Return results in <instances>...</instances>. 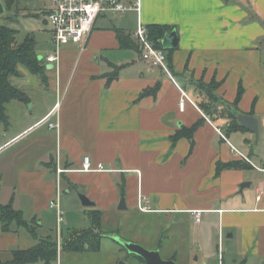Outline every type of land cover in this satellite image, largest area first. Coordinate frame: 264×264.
Returning <instances> with one entry per match:
<instances>
[{"label": "crops", "instance_id": "crops-1", "mask_svg": "<svg viewBox=\"0 0 264 264\" xmlns=\"http://www.w3.org/2000/svg\"><path fill=\"white\" fill-rule=\"evenodd\" d=\"M251 9L264 19V0H142L140 12L121 16L126 26L136 29L139 21L145 26L175 27L179 48L172 54L173 67H169L172 78L142 61L135 50L120 47L115 29L132 37L136 29L112 25L107 22L111 17H99L84 46H65L61 50L60 66L47 69L46 84L55 96L37 114L31 92L41 90L40 79L27 68L19 67L27 82L18 88L30 97V103L24 104L29 107V113H22L27 124L11 131L14 127L9 113L25 109L16 101L10 102L6 108L10 129L4 133L0 154L17 146L26 136L40 134V139L33 141V162L29 163L26 160L29 156L19 153L0 166L1 179L4 173L14 177L9 193L5 197L0 194L1 202L7 204L13 199L14 208L35 224L38 236L48 237L38 228L50 217L57 218L56 210L49 205L57 189L55 169L60 166L66 170L61 177L72 185L68 188L67 182H62L67 193L61 195V208L69 229L66 237L76 231L70 228L78 216L86 217L81 221L85 225L92 210L103 212V223L110 222L111 217L113 222L132 215L175 214L194 222L198 231L196 239L190 241L183 220L177 224L176 231L181 237L189 236L187 252L198 250L204 264L219 257L220 237L224 233L228 235L229 245L236 249L232 253L235 258H243L250 251L264 258V177L254 180V187V181L245 173L249 170H225L216 176L218 161L241 160L231 151V140L245 147L243 142L250 145L252 134L236 132L227 141L223 140L217 129L223 131L228 120L206 117L198 106L203 98L196 90L198 81L219 82L215 95L233 103L242 84L244 95L239 109L245 114L254 109L262 127L264 66L257 41L264 38V26L250 19L254 13ZM123 50H133L138 55L128 59L124 53L126 58L122 60ZM109 74L117 78L107 86L105 76ZM53 79L55 86L50 83ZM158 83L161 87L157 96L140 98L145 89ZM182 92L194 103L187 102L184 111L179 109ZM44 119L48 121L40 124ZM202 119L205 121L195 134L191 154L187 139L173 145L171 136L177 130ZM51 123L57 127L50 128ZM47 126L48 130L41 134ZM42 144L47 146L42 148ZM240 152L253 165L264 169L254 162L249 151ZM87 156L94 166L103 164L111 171H80ZM49 163L51 166H47ZM246 182L252 184L242 191L241 185ZM122 185L124 192L120 190ZM76 190L84 193L94 206H82ZM122 193L127 204L124 211L118 208ZM140 196L144 197L148 212L139 209ZM194 210L203 211L200 223H196L191 213ZM24 230L6 233L0 225V254L35 245L37 240L27 239L30 233L26 230L28 234L24 235ZM222 248L223 264H227L223 240ZM247 257L241 264H246Z\"/></svg>", "mask_w": 264, "mask_h": 264}, {"label": "rangeland", "instance_id": "rangeland-1", "mask_svg": "<svg viewBox=\"0 0 264 264\" xmlns=\"http://www.w3.org/2000/svg\"><path fill=\"white\" fill-rule=\"evenodd\" d=\"M52 0H20L16 3L11 9L5 8L3 0H1L4 11L0 13V26H6L18 31L16 40L17 43L24 42L27 38L34 40L36 42V52L40 60L45 59L48 55L54 53V38H53V29L50 25H45L44 20L46 19V14L44 12L49 8ZM45 15V16H44ZM125 15V14H124ZM122 17H111L107 18V22L112 25H116L119 27L129 28L132 31L136 29V26H126V22L121 19ZM105 22V21H104ZM100 21V24H105ZM137 30V29H136ZM259 45V52L261 55V64L264 66V38H261L257 41ZM79 45L81 47L82 44H74ZM64 47L61 48L63 50ZM122 53V52H120ZM128 59L131 57L137 56L138 54L133 50H123L122 60H125V55ZM167 53V52H166ZM78 59V58H77ZM79 60V59H78ZM126 62V61H125ZM47 65V64H46ZM23 67V66H20ZM24 68V67H23ZM25 69V68H24ZM21 75L11 77V84L14 86H19L27 82V77L23 74V70L19 69ZM55 74V73H54ZM42 78V77H41ZM41 90L36 92H31V95L35 99V111L38 112L47 108V105L51 101V98L55 96V92L52 88H49V84H46V81L41 80ZM54 86L56 85V80H50ZM51 85V84H50ZM19 107H22L25 110H19L16 112L9 113L12 118L13 127L11 131H16L17 128H21L25 125V120L22 119V113L27 112L29 107L24 104H18ZM33 106V104H30ZM31 107V106H30ZM31 109V108H30ZM29 113V111H28ZM7 114V111H6ZM29 121V120H28ZM27 124V123H26ZM9 125V123H8ZM4 122H0V143L4 138V133L7 132L10 128ZM48 130L47 127H43L41 130V134ZM251 133V132H250ZM252 134V133H251ZM40 134H35L30 137L26 136L22 142H20L17 146H14L9 151H4V154H0V166L3 164H7V162L12 161L17 154H24L27 157V161L33 162L34 153L32 151L35 141L37 138L40 139ZM250 145L245 144V147H240V145L231 140L233 146L237 148L240 152L244 150L245 152L249 151L254 162L259 166H264V123L262 127L260 126V137L258 144L255 143V136L252 134L250 136ZM42 148L46 147L41 145ZM40 146V147H41ZM232 151V149H231ZM241 153V152H240ZM22 164V163H20ZM1 168V167H0ZM250 180H263L264 174L256 171L249 170L247 172ZM14 177L12 174L4 173L3 179L0 178V194L4 197L9 193V184L13 181ZM256 182L254 181V187ZM63 196L67 195V193L63 190ZM61 194V195H62ZM1 202V196H0ZM2 203V202H1ZM3 204V203H2ZM8 204V203H7ZM66 209V207H65ZM64 209V213H65ZM88 210L87 208H85ZM27 218V217H26ZM64 221L61 224L62 229V237L59 241L61 244L62 241L68 236L69 229L65 224L66 215H63ZM86 218L82 216H78L76 220V224L70 228L75 229L76 231L83 230V228L87 229L91 226L90 221H87L85 225L81 224V221ZM111 221L103 224V236L101 238V250L99 252H86V253H64L59 250V257L56 264H147L146 262L140 261L137 257H134L133 254L129 253L119 242L114 239L113 235H118L121 238L129 240V242H133L135 244L141 245L145 249L149 251H158L161 254V257L164 260H171L174 256V262L176 264H204L201 254L198 250L191 249L187 252L188 242L196 239L198 237V231L194 226V222L191 218L182 216V215H146V216H133L130 218L121 217L118 221L117 218L112 222ZM89 220V219H88ZM114 220V219H113ZM183 220L184 228L189 236L181 237L179 232H177V224ZM118 222V226H116ZM56 227H57V218L50 217L47 219L43 226L39 227L40 232L45 236L50 235L55 240H57L56 235ZM119 227V229H117ZM131 228V229H130ZM183 229V228H182ZM24 235H27L28 232L26 230L22 231ZM177 232V233H176ZM27 239H32V236L29 234ZM228 235L223 234V246L226 249V259L227 264H241L243 260H246V264H264V258L260 255L254 254L252 251L248 252L244 255L243 258H235V250L229 245ZM218 236L216 237L217 240ZM62 240V241H61ZM162 240V241H161ZM161 241V242H160ZM237 260L233 261L234 258ZM2 259L10 258V254L2 255L0 254ZM217 258L208 259V264H218Z\"/></svg>", "mask_w": 264, "mask_h": 264}, {"label": "trees", "instance_id": "trees-1", "mask_svg": "<svg viewBox=\"0 0 264 264\" xmlns=\"http://www.w3.org/2000/svg\"><path fill=\"white\" fill-rule=\"evenodd\" d=\"M20 0H3L5 8L11 9ZM252 12H254L251 9ZM251 20L260 21L264 26V19L257 13H252ZM150 39L158 48H163L162 40L165 35L175 30L171 25H148L147 26ZM117 39L122 49H133L141 53L140 46L133 39L131 34H126L123 30L115 29ZM18 31L6 26H0V122L8 125L9 120L6 114L7 105L10 102L16 101L23 104L30 103L29 95L11 84L10 78L20 76L19 67L27 68L32 74L42 77L46 75L47 66L43 60H40L36 52V42L27 38L22 43H17L16 36ZM166 51V50H165ZM169 67L172 66V54L174 51H166ZM117 72V71H116ZM116 74V73H114ZM109 74L107 86H110L112 80L117 78V75ZM196 90L202 96L203 100L198 104L201 111L206 117L211 120L226 119L227 125L223 129L225 137L228 139L231 134L236 132L246 133L248 130L242 127L236 119L237 114L242 113L239 109V103L244 95V88L242 84L239 85L238 93L233 103L222 101L215 95V92L220 87L221 83L213 81L206 84L204 81L197 82ZM161 84L158 83L153 88H148L143 91L140 98L147 96H157ZM250 115H255L254 109ZM197 122L191 127L182 126L177 132L171 136L173 145L181 139H187L190 142V154L195 147V134L202 122ZM225 140V139H223ZM240 159V158H239ZM51 166V163L47 164ZM254 167L245 160H234L227 163L218 161L216 176L225 170H250ZM57 168L55 169V172ZM67 182L68 188L71 184L62 176V182ZM124 192V187L120 188ZM123 195V193H122ZM88 219L91 226L87 229L74 231L69 237H66L61 242L60 246L58 240L52 236L41 238L38 236L36 226L33 222L27 221L21 210H17L13 206V199L8 204L0 202V225L6 233H16L21 229L29 231L30 235L37 240L35 245L27 249H12L10 250V258L2 259L0 257V264H56L59 257V250L64 253H86L98 252L101 249V238L103 236V212L99 209L89 211ZM124 238V237H122ZM127 240V239H125ZM129 241V240H127ZM138 260L144 261L143 258L134 255ZM174 258V257H173Z\"/></svg>", "mask_w": 264, "mask_h": 264}, {"label": "built area", "instance_id": "built-area-1", "mask_svg": "<svg viewBox=\"0 0 264 264\" xmlns=\"http://www.w3.org/2000/svg\"><path fill=\"white\" fill-rule=\"evenodd\" d=\"M142 0H52L48 9H46V19L48 25L53 29L54 38V53L45 57L44 61L48 65L53 67L60 66L61 48L71 44H84L90 37L97 19L99 17H119L132 11H141ZM133 38L140 46L141 60L147 63L152 68L162 69L166 74L172 78V73L169 68L167 53L164 49L158 48L150 39V34L147 26L141 21L138 23V28L133 35ZM182 100L179 103V109L184 111L187 102L194 104L187 96L185 92H182ZM47 119L41 121L40 124L47 122ZM50 128H55L57 125L51 123ZM217 132L223 139L227 141L225 134L221 129H217ZM232 152L239 156L242 160L249 162L256 170L264 171V169L258 168L252 164L250 159L240 153L235 147L231 146ZM65 169L57 166V189L54 199L50 202V208L56 210L57 227L56 235L58 244L60 246V239L62 237L61 224L63 222V211L61 208V194H62V177L65 173ZM82 172H97V171H111L105 168L103 164L94 166L90 157H85L83 166L80 169ZM262 195V194H260ZM144 197L139 198V209L142 212H148L143 202ZM260 199V196L257 197ZM196 223H200L202 220L203 211L194 210L191 211ZM222 235L219 243V257L218 264H223V248H222Z\"/></svg>", "mask_w": 264, "mask_h": 264}, {"label": "water", "instance_id": "water-1", "mask_svg": "<svg viewBox=\"0 0 264 264\" xmlns=\"http://www.w3.org/2000/svg\"><path fill=\"white\" fill-rule=\"evenodd\" d=\"M3 11L4 7L0 0V13ZM44 24L48 25L47 19L44 20ZM162 46L166 51H176L179 48V36L176 29L165 35L164 39L162 40ZM47 69L52 70L53 65H48ZM42 79H44V81H48L46 75H43ZM236 119L242 127L246 128L255 135V143L258 144L260 137V120L254 115L245 113L237 114ZM251 184V182L242 184L241 190L243 191L245 188H249ZM76 193L82 206L87 208L94 206V203L91 202V200L84 193H81L78 190H76ZM118 208L121 211L127 210L126 198L124 194L121 197ZM113 236L114 239L119 242L129 253L143 258L147 264H176L173 260H164L158 251H149L141 245L129 242L116 234Z\"/></svg>", "mask_w": 264, "mask_h": 264}]
</instances>
